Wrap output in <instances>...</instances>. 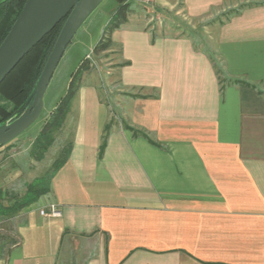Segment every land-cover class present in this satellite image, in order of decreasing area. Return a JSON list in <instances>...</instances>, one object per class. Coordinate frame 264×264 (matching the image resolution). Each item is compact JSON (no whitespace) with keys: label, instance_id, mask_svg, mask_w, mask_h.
Returning <instances> with one entry per match:
<instances>
[{"label":"crops","instance_id":"crops-1","mask_svg":"<svg viewBox=\"0 0 264 264\" xmlns=\"http://www.w3.org/2000/svg\"><path fill=\"white\" fill-rule=\"evenodd\" d=\"M181 3L212 43L126 14L120 92L83 72L49 191L0 215V264H264V0Z\"/></svg>","mask_w":264,"mask_h":264},{"label":"rangeland","instance_id":"rangeland-1","mask_svg":"<svg viewBox=\"0 0 264 264\" xmlns=\"http://www.w3.org/2000/svg\"><path fill=\"white\" fill-rule=\"evenodd\" d=\"M127 1L126 14L133 18L138 16L143 22L149 21L147 25L153 31L162 34H189L202 45L212 43L206 25L204 26L206 20L188 17L181 0H178L175 7L170 10L138 0ZM117 5V0H101L89 14L66 46L54 70L43 96V106L39 116L19 135L0 146V201L3 204H9L13 199L20 200L21 196L25 195L27 184L45 176L56 157L69 145L72 131L70 118L52 133L53 140L43 152L42 158L36 159L30 154L35 135L50 111L64 95L72 73L85 56L93 64L92 68L97 69L91 74L95 77H98V68L109 71L112 67L106 74L108 83L105 84V90L109 91L112 88L113 92H120L116 78V66L119 61L117 48L110 43L108 48L99 54L93 51ZM19 170H21L20 175L13 176V172Z\"/></svg>","mask_w":264,"mask_h":264},{"label":"trees","instance_id":"trees-1","mask_svg":"<svg viewBox=\"0 0 264 264\" xmlns=\"http://www.w3.org/2000/svg\"><path fill=\"white\" fill-rule=\"evenodd\" d=\"M24 2L25 0H0V43L21 11ZM117 3V8L107 23L103 35L93 47L95 54H99L101 51L108 48L111 43L110 34L112 30L126 20L128 1L117 0ZM64 20L65 18L61 19L51 31L45 34L44 37L20 59L0 83V123L10 117L19 106L24 104L32 93ZM92 67L93 64L85 57L72 73L64 95L50 111V114L46 117L32 141L30 154L36 159L42 158L43 152L53 140L52 133L63 125L66 114L70 109L71 101L79 87L81 76L84 71ZM104 143L105 136L103 137L101 148ZM69 150L70 143L66 148H63V151L56 157L52 163L51 169L45 176L27 184L25 195L21 196L20 200L13 199L9 204H3V202L0 201V215H9L17 212L23 206L35 201L40 195L49 191L50 178L55 170L65 161Z\"/></svg>","mask_w":264,"mask_h":264},{"label":"water","instance_id":"water-1","mask_svg":"<svg viewBox=\"0 0 264 264\" xmlns=\"http://www.w3.org/2000/svg\"><path fill=\"white\" fill-rule=\"evenodd\" d=\"M101 0H25L0 43V83L20 59L63 18L53 48L24 104L0 123V146L24 131L40 114L43 96L72 37Z\"/></svg>","mask_w":264,"mask_h":264},{"label":"built area","instance_id":"built-area-1","mask_svg":"<svg viewBox=\"0 0 264 264\" xmlns=\"http://www.w3.org/2000/svg\"><path fill=\"white\" fill-rule=\"evenodd\" d=\"M40 213L44 216H59L61 211L56 203L51 202L40 208Z\"/></svg>","mask_w":264,"mask_h":264}]
</instances>
